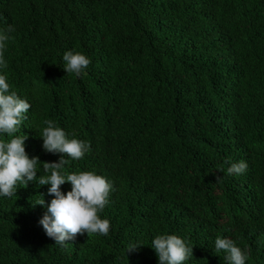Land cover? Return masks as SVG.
I'll return each mask as SVG.
<instances>
[{"label": "trees", "instance_id": "trees-1", "mask_svg": "<svg viewBox=\"0 0 264 264\" xmlns=\"http://www.w3.org/2000/svg\"><path fill=\"white\" fill-rule=\"evenodd\" d=\"M9 24L3 71L31 104L26 153L41 169L63 155L42 148L52 119L90 145L64 171L114 190L109 234L59 246L38 223L48 185H18L0 198V264H157L161 233L193 245L185 264H227L218 236L264 264V0H0ZM66 50L90 58L82 75L65 72ZM240 160L247 170L229 175Z\"/></svg>", "mask_w": 264, "mask_h": 264}, {"label": "clouds", "instance_id": "clouds-1", "mask_svg": "<svg viewBox=\"0 0 264 264\" xmlns=\"http://www.w3.org/2000/svg\"><path fill=\"white\" fill-rule=\"evenodd\" d=\"M14 31L11 24L0 29V198L14 196L18 185L26 186L29 182H35L37 186L48 185L47 193L51 199L38 223L54 244L64 246L66 241L74 240L78 233L107 236L110 221L100 213L109 203L110 193L114 190L112 182L94 171H64L67 158L78 160L84 157L90 150L89 143L75 137L69 138L54 120H44L45 126L39 136L42 139V148L46 152L63 155L57 161L43 162L41 169L39 158L29 157L25 151L27 135L17 134L21 132L31 104L16 91L10 90L7 73L3 71L8 66L5 58L7 42ZM62 60L65 72L77 76L82 75L91 63L87 55L73 50H66ZM228 163L229 175L242 174L248 168L244 160ZM41 170L45 175L38 176L37 172ZM65 182L71 185L66 192L60 187ZM35 204L45 206L43 197ZM214 243L216 252L225 253L227 264H246L249 259V253L230 238L218 236ZM140 246L142 244L139 241L130 242L125 251H136ZM150 248L156 254L157 264H185L193 259V245L176 234L155 235Z\"/></svg>", "mask_w": 264, "mask_h": 264}]
</instances>
